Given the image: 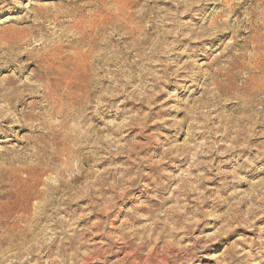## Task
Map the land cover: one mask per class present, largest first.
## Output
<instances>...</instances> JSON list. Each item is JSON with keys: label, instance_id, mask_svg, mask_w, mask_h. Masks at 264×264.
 Listing matches in <instances>:
<instances>
[{"label": "rangeland", "instance_id": "rangeland-1", "mask_svg": "<svg viewBox=\"0 0 264 264\" xmlns=\"http://www.w3.org/2000/svg\"><path fill=\"white\" fill-rule=\"evenodd\" d=\"M263 70L264 0H0V264H264Z\"/></svg>", "mask_w": 264, "mask_h": 264}, {"label": "bare ground", "instance_id": "bare-ground-1", "mask_svg": "<svg viewBox=\"0 0 264 264\" xmlns=\"http://www.w3.org/2000/svg\"><path fill=\"white\" fill-rule=\"evenodd\" d=\"M238 15V14H237ZM21 30V29H20ZM16 32V31H15ZM82 36V35H81ZM78 40H80V39H78ZM83 41V40H82ZM82 41H80V42H82ZM77 42V41H76ZM19 43H20V41H19ZM83 43H84V41H83ZM54 46H55V44H54ZM56 47H58V45L56 46ZM55 48V47H54ZM57 49V48H56ZM27 55H28V57L31 55V52L29 51V52H27ZM26 56V55H25ZM66 57L64 58V60H61V56H59V55H57V54H51L49 57H47V56H44V57H42L41 59H37L36 60V62H37V70L40 72V77H45V78H48V77H50V76H53V75H55L56 73L58 74V73H65V75H67L66 74V68L67 67H70V65H71V63H72V60H71V56H69V55H65ZM58 66H57V65ZM77 66H76V68H80L79 67V63L78 64H76ZM256 71V70H255ZM264 71V70H263ZM38 74V73H37ZM260 74V73H259ZM261 75H262V73H261ZM264 75V74H263ZM257 77V76H256ZM256 77H252V83H253V85H254V89H258V88H260L263 84L259 81V80H257V78ZM57 78V77H56ZM59 78V77H58ZM249 78V77H248ZM260 78V77H259ZM54 79H55V77H54ZM68 80V79H67ZM71 80V79H70ZM74 80V79H73ZM72 80V81H73ZM47 81V80H46ZM54 81V80H53ZM58 81H60V80H58ZM57 81V82H58ZM69 82H71V81H69ZM68 81H66V82H64L63 81V84L66 86V87H68V85L70 84ZM74 82V81H73ZM72 82V83H73ZM245 82H247V81H245ZM37 83V82H36ZM45 83V82H44ZM75 83H76V81H75ZM242 83V82H241ZM244 83V82H243ZM44 85V84H43ZM71 85V84H70ZM74 85V84H73ZM244 85V84H243ZM15 86V85H14ZM49 86V85H48ZM52 86V85H51ZM55 86V85H54ZM64 86V87H65ZM78 86V85H77ZM63 87V88H64ZM65 87V88H66ZM73 87V86H72ZM75 87V86H74ZM60 88V87H59ZM69 88V87H68ZM44 89V88H43ZM247 89V88H246ZM60 90V89H59ZM66 90H68V89H66ZM71 90H73V89H71ZM35 91V90H34ZM49 91V90H48ZM55 91V90H54ZM254 91H256V90H254ZM23 95V94H22ZM31 95V94H30ZM45 95H47V94H45ZM246 95V94H245ZM15 96V95H14ZM39 96V95H38ZM47 97V96H46ZM52 97V96H51ZM40 98H41V96H40ZM45 98V97H44ZM250 98V97H249ZM19 99V98H18ZM43 99V98H42ZM51 99V98H50ZM49 99V100H50ZM258 99H260V98H258ZM11 100V99H10ZM47 101H48V99H47ZM51 101H53V100H51ZM264 101V100H263ZM54 102V101H53ZM56 102V101H55ZM257 102V101H256ZM252 103H254V102H252ZM260 103V102H259ZM258 104V103H257ZM253 105V104H252ZM40 106V105H39ZM49 106V105H48ZM51 106H52V104H51ZM51 106H50V108H51ZM56 107V106H55ZM57 108V107H56ZM52 109V108H51ZM53 110V109H52ZM54 111V110H53ZM51 113V112H50ZM57 113V112H56ZM41 116V115H40Z\"/></svg>", "mask_w": 264, "mask_h": 264}]
</instances>
